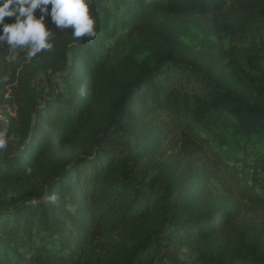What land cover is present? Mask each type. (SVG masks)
I'll use <instances>...</instances> for the list:
<instances>
[{"label":"trees","instance_id":"1","mask_svg":"<svg viewBox=\"0 0 264 264\" xmlns=\"http://www.w3.org/2000/svg\"><path fill=\"white\" fill-rule=\"evenodd\" d=\"M87 2L94 36L73 37L46 18L50 49L29 57L28 46L0 45V102L7 93L15 107L4 136H17L0 151V187L22 191L0 205V264H160L145 255L161 243L193 246L189 264H264V228L242 210L243 200L264 206V158L240 163L252 171L247 186L209 145L216 113L232 118L230 137L264 142V62L254 71L223 63L214 44L193 56L160 20L242 33L264 22V0ZM108 39L125 53L114 55ZM37 72L58 82L38 101L27 89ZM112 132L133 146L105 144ZM41 231L55 248L36 244ZM92 244L99 252L88 256Z\"/></svg>","mask_w":264,"mask_h":264},{"label":"rangeland","instance_id":"2","mask_svg":"<svg viewBox=\"0 0 264 264\" xmlns=\"http://www.w3.org/2000/svg\"><path fill=\"white\" fill-rule=\"evenodd\" d=\"M160 20L173 25L177 36L188 46L193 56L202 55L207 51V47L214 44L222 47L223 63L227 62L228 58H235L242 68L254 71V67L260 66V62H264V22L251 23L242 33L220 34L213 32L212 27L207 22L196 18L161 17ZM113 41L114 39L106 40L108 44L114 47L113 54L117 56L125 53L126 44L120 42L115 45L112 44ZM229 53L231 56L228 55ZM7 58L9 59L10 56L7 55ZM28 81L29 94L37 101L43 95L52 93L58 84L55 76L41 72L35 73ZM9 98L6 93L0 102V132H3L4 135L8 132L9 118L15 116L13 111L15 107L8 102ZM211 119L214 121L216 134L215 137L210 138L211 151L227 166H236L239 174L246 179L247 186H250L251 181L249 179L252 171L250 168L243 170L240 163L244 160L250 163L255 156L264 158V142L251 139L249 143L245 144L241 139L230 137L228 126L233 120L227 114L216 113L212 115ZM199 134L207 136L200 131ZM16 139V134L11 133L9 141L0 147V151L10 152L11 142ZM104 143L119 144L126 147L133 146L131 139L120 132H112L107 135ZM218 168L221 172L224 171L222 164ZM240 184L242 183L240 182ZM21 192L19 188L0 187V205H10L16 200H21L19 199L22 198ZM253 192L258 195L260 193L259 187L256 186ZM247 194L250 193L247 192ZM242 204L243 221L264 228V206L248 200H243ZM33 240L36 244L44 245L46 248L56 247V237L46 231L39 232ZM98 246L99 244H92L87 255L97 254L99 252ZM152 252L156 253L157 258H161L160 264H189L197 253L193 246L181 243L153 245V249L149 250L145 256H150Z\"/></svg>","mask_w":264,"mask_h":264},{"label":"clouds","instance_id":"3","mask_svg":"<svg viewBox=\"0 0 264 264\" xmlns=\"http://www.w3.org/2000/svg\"><path fill=\"white\" fill-rule=\"evenodd\" d=\"M5 17L12 18L11 22H5ZM46 18L57 29L70 26L73 37L95 35L87 0H0V45L7 44L13 50L28 46L29 57L50 49L52 33L46 27ZM5 144L4 133L0 132V147ZM48 199L54 200L55 195Z\"/></svg>","mask_w":264,"mask_h":264}]
</instances>
